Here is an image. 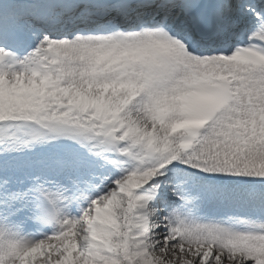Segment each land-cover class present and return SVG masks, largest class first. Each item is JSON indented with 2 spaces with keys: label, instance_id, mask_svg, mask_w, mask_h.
<instances>
[{
  "label": "snow or ice",
  "instance_id": "snow-or-ice-1",
  "mask_svg": "<svg viewBox=\"0 0 264 264\" xmlns=\"http://www.w3.org/2000/svg\"><path fill=\"white\" fill-rule=\"evenodd\" d=\"M0 264H264V0H0Z\"/></svg>",
  "mask_w": 264,
  "mask_h": 264
}]
</instances>
